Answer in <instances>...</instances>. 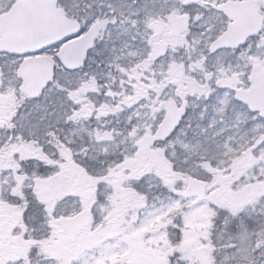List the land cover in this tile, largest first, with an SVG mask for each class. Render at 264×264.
<instances>
[{
	"label": "snow or ice",
	"instance_id": "6c2138e0",
	"mask_svg": "<svg viewBox=\"0 0 264 264\" xmlns=\"http://www.w3.org/2000/svg\"><path fill=\"white\" fill-rule=\"evenodd\" d=\"M0 264H264V0H0Z\"/></svg>",
	"mask_w": 264,
	"mask_h": 264
}]
</instances>
